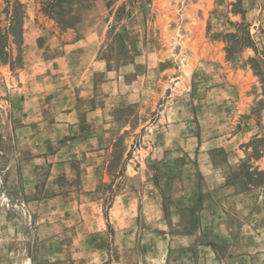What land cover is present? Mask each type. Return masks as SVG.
Returning <instances> with one entry per match:
<instances>
[{
    "label": "rangeland",
    "instance_id": "obj_1",
    "mask_svg": "<svg viewBox=\"0 0 264 264\" xmlns=\"http://www.w3.org/2000/svg\"><path fill=\"white\" fill-rule=\"evenodd\" d=\"M0 264H264V0H0Z\"/></svg>",
    "mask_w": 264,
    "mask_h": 264
},
{
    "label": "trees",
    "instance_id": "obj_2",
    "mask_svg": "<svg viewBox=\"0 0 264 264\" xmlns=\"http://www.w3.org/2000/svg\"><path fill=\"white\" fill-rule=\"evenodd\" d=\"M255 175H257V176H262V175H263V173H261V172H258L257 174L255 173Z\"/></svg>",
    "mask_w": 264,
    "mask_h": 264
}]
</instances>
